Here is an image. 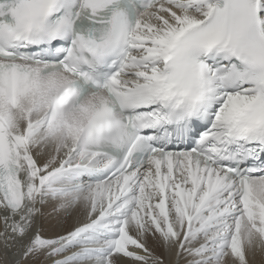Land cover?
I'll return each instance as SVG.
<instances>
[{
	"label": "snow or ice",
	"instance_id": "6c2138e0",
	"mask_svg": "<svg viewBox=\"0 0 264 264\" xmlns=\"http://www.w3.org/2000/svg\"><path fill=\"white\" fill-rule=\"evenodd\" d=\"M0 264H264V0H0Z\"/></svg>",
	"mask_w": 264,
	"mask_h": 264
},
{
	"label": "bare ground",
	"instance_id": "6f19581e",
	"mask_svg": "<svg viewBox=\"0 0 264 264\" xmlns=\"http://www.w3.org/2000/svg\"><path fill=\"white\" fill-rule=\"evenodd\" d=\"M158 251H160V250H158Z\"/></svg>",
	"mask_w": 264,
	"mask_h": 264
}]
</instances>
